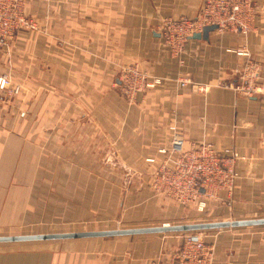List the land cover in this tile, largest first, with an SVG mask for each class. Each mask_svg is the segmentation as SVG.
Listing matches in <instances>:
<instances>
[{"label": "crops", "instance_id": "0c3cea01", "mask_svg": "<svg viewBox=\"0 0 264 264\" xmlns=\"http://www.w3.org/2000/svg\"><path fill=\"white\" fill-rule=\"evenodd\" d=\"M255 1L259 9L249 31L216 29L207 40L189 38L176 57L160 36V24L166 17H194L204 0L26 2L29 14L42 17V31L10 44L12 66L27 77L22 84L28 118L15 117L17 125L25 122V129L0 126V171L16 172L19 149L22 155L25 148L38 147L35 135L41 134V172L48 179L30 180L24 187L30 196L41 188L37 206L55 217L37 219L45 223L36 225L42 231L32 234L111 230L100 229L119 222L106 214L111 196L98 197L96 190L115 186L97 180L95 172L99 166L112 172L115 158L132 171L148 169L146 159L169 144L172 125L186 145L203 140L233 147L246 157L237 165L232 205L221 217L264 218V0ZM240 51L259 64L261 93L249 98L217 86L236 82L247 60ZM130 63L161 78L133 101L115 85L119 67ZM181 79L210 87L197 92L188 83L180 86ZM51 137L58 139L56 155L50 151ZM66 139L73 141L67 144L71 152L63 144ZM48 159L59 160L58 166ZM147 195L154 205L155 199ZM142 221L141 227L122 222L126 229L166 224ZM206 231H212L206 237L214 246L212 264H264V225ZM180 241L169 232L0 242V264H166Z\"/></svg>", "mask_w": 264, "mask_h": 264}, {"label": "built area", "instance_id": "2783aa9c", "mask_svg": "<svg viewBox=\"0 0 264 264\" xmlns=\"http://www.w3.org/2000/svg\"><path fill=\"white\" fill-rule=\"evenodd\" d=\"M25 0H0V49L18 32L39 31L37 22L29 18L23 9ZM255 0H204L201 11L194 17H166L160 24V36L171 56H178L186 41L207 25H216L220 31L246 33L252 27L258 12ZM238 54L247 57L236 82H220L217 86L229 88L245 98L261 93L257 84L259 64L247 51ZM161 78L149 74L138 65H121L117 72V87L127 100H135L157 84ZM179 85L190 84L197 92H206L209 84L181 79ZM22 86L14 84L10 72L0 73V92L17 95ZM170 141L158 148L157 156L146 159L150 164L148 185L158 196L181 206L203 211L209 198L219 192L231 194L238 178L237 165L246 157L233 147L215 146L203 140L185 144L176 126H169ZM214 246L205 241L199 232L184 236L176 252L166 264H212Z\"/></svg>", "mask_w": 264, "mask_h": 264}, {"label": "rangeland", "instance_id": "374dc122", "mask_svg": "<svg viewBox=\"0 0 264 264\" xmlns=\"http://www.w3.org/2000/svg\"><path fill=\"white\" fill-rule=\"evenodd\" d=\"M27 1L28 0H25L23 6L24 12L29 18H32L37 22L39 31H20L11 39H9L0 49V73L6 71L10 72L12 82L22 86L21 89H23L17 95L9 94V92H0V126L14 130H20L21 128L25 129L26 127L24 121L17 125V123H15V117H24V119L28 118L25 115L27 114V111L24 106L25 100L27 99V97H25V95H27L25 92L27 89L22 84L23 82L25 83L27 77L22 73V70L12 66V45L10 44L13 41H17L19 39L22 40L27 36L26 34L28 33L41 34L42 31L40 22H42L43 19L40 15L34 16L27 12ZM135 64L136 63H130L126 65ZM115 85L117 87V83ZM117 90L118 93L122 95L118 87ZM11 118L13 119L9 120ZM21 123L23 124L20 125ZM35 138V140H37L38 147L25 148L22 155L21 149H19V164L16 165V172L11 173L9 171H5V169L0 171V184L4 185V187L0 188V236L32 234L36 231H42L37 230L35 226L42 225L45 222L38 221L37 219L48 216L47 219L50 221V218L55 217L51 216V214L47 215V213L42 214V208L37 206L39 200L38 196L36 195L38 192L41 193V188L34 189L33 194L30 196V190H26L24 187L27 181H42L44 179H48L47 174L41 172V134L37 136L35 135ZM50 144L51 153H55L56 155L57 150L54 152V147L58 145V139L55 140L54 137H51ZM63 144H65L66 149H69L67 144L73 145V141L71 139H66ZM69 151L71 152L72 150L69 149ZM61 152L62 151L60 149L59 153L61 154ZM13 157L16 158V156ZM37 158L39 159V166L38 162L36 161ZM32 160L35 161L32 162ZM48 160L51 161L56 167L58 166L57 163L59 160ZM49 161H47V164ZM110 165L113 166L112 172L101 171L100 168L102 167L99 166V171L95 173H97V180H103L107 184L113 183L115 188L108 190H96V192L98 197L103 196L104 193H107L108 196H111L112 206L108 207L106 214L107 216L111 215L115 221L118 220L119 222L112 221L110 227L107 228V226H104L100 229L125 228V225L131 223H138L133 227H141L140 225L142 224L139 223L141 220L145 222L143 225H160L162 223L174 225L233 219L223 218L226 217L225 215L223 216L224 209H228L232 205L233 196L231 194H227V197L229 198H223L224 196L221 198L219 194L209 198L203 211H198L196 208L188 206H182L183 209H181V205H178L177 203L172 202L171 200L162 196H158L151 190L150 186L148 185L149 167L147 169L145 166H143L142 170L139 168L136 169L137 171H132L133 169H127L126 167L121 166L117 158L114 159V162L111 161ZM49 167L54 168L52 166ZM26 193L28 194L26 195ZM148 193H150L152 198L155 199L154 205L152 204V200L145 199L148 196ZM34 212L35 216H33ZM219 212L222 213L219 214ZM120 219L127 224L120 221ZM54 230L56 229H51L52 232L44 233H53ZM73 231H85V229ZM191 232L193 231L176 233L181 238L180 244L182 243L184 236ZM194 232L201 233L206 241L207 233L212 231L200 230Z\"/></svg>", "mask_w": 264, "mask_h": 264}, {"label": "water", "instance_id": "95a60500", "mask_svg": "<svg viewBox=\"0 0 264 264\" xmlns=\"http://www.w3.org/2000/svg\"><path fill=\"white\" fill-rule=\"evenodd\" d=\"M216 28L217 26L214 24L207 25L203 28L202 32L200 33L197 32L192 36H190V38L207 40L209 32L214 31ZM256 225H264V218L220 220V221H211V222L183 223V224H174V225L162 224L160 226H154V227L128 228V229L117 228V229L99 230V231L7 235V236H0V242L57 240V239H67V238H79V237H104V236L131 235V234H142V233H169V232L178 233V232L235 228V227L256 226Z\"/></svg>", "mask_w": 264, "mask_h": 264}]
</instances>
